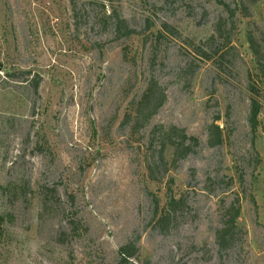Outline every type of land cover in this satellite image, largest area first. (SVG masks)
I'll return each instance as SVG.
<instances>
[{
    "label": "rangeland",
    "instance_id": "obj_1",
    "mask_svg": "<svg viewBox=\"0 0 264 264\" xmlns=\"http://www.w3.org/2000/svg\"><path fill=\"white\" fill-rule=\"evenodd\" d=\"M250 36L264 62V0H0V264H264ZM151 84L165 101L147 120ZM171 126L199 140L183 158ZM170 196L182 202L164 228Z\"/></svg>",
    "mask_w": 264,
    "mask_h": 264
},
{
    "label": "trees",
    "instance_id": "obj_2",
    "mask_svg": "<svg viewBox=\"0 0 264 264\" xmlns=\"http://www.w3.org/2000/svg\"><path fill=\"white\" fill-rule=\"evenodd\" d=\"M260 0H239V4L246 8L247 6L256 4ZM227 10L229 11L230 14L233 15L234 11L227 6ZM250 41V46L253 50L254 56L256 58V62L258 65V77L262 80L264 78V62L263 58L261 56V53L259 49L255 47V44L253 43V37H249ZM264 80H262L263 82ZM264 83V82H263ZM154 84H151L147 88V92L144 95V98L142 99L139 109L140 115L144 116L145 119H149L156 111L157 109L163 105L165 101V93L164 91H161L159 94H157V88H154ZM250 91L252 92V97L250 101V112H249V122L251 124L252 130L256 131L258 126H259V114L261 111V104L260 101L257 97L258 95V89L256 84L250 85ZM146 110H149V112L146 114ZM208 132H209V137H208V144L210 146H215L220 144L223 141V132L222 128L220 127L219 124L216 122L211 123L207 127ZM176 135H179L180 141L176 144L170 139ZM164 141L170 140L169 145H171L174 148V153L176 155H179L177 157L183 158L192 151H194V148L199 145V140L197 137L194 136H189L185 129L179 128L176 126H171L169 128L165 129L164 132ZM164 144V143H163ZM166 146V144H165ZM163 146V147H165ZM151 169V168H150ZM182 202V198L176 200L174 197L170 196L168 198V212H164L162 215L158 217L157 222L162 226V227H167L168 224L170 223L168 219L170 218V211L169 207L175 209L180 203ZM240 216V206L236 205L235 203H232L228 208L225 209L223 217V226L217 230V241L220 245V248L222 250L228 249L232 247L236 240H237V234L239 232V229L237 227V220ZM136 244L134 243H126L123 246L120 247L119 249V254L121 257V261L123 262H128V259L131 257H134L137 248L135 246Z\"/></svg>",
    "mask_w": 264,
    "mask_h": 264
}]
</instances>
